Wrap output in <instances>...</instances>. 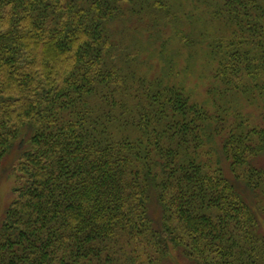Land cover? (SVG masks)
Returning <instances> with one entry per match:
<instances>
[{"label":"trees","instance_id":"1","mask_svg":"<svg viewBox=\"0 0 264 264\" xmlns=\"http://www.w3.org/2000/svg\"><path fill=\"white\" fill-rule=\"evenodd\" d=\"M263 159L264 0H0V264H264Z\"/></svg>","mask_w":264,"mask_h":264},{"label":"rangeland","instance_id":"2","mask_svg":"<svg viewBox=\"0 0 264 264\" xmlns=\"http://www.w3.org/2000/svg\"><path fill=\"white\" fill-rule=\"evenodd\" d=\"M185 51L184 55H180L178 59L176 60L175 65V70L176 74L175 77L179 80L182 81L188 88L192 90L194 93V97L198 99L201 103H205V105L208 106L207 103V85L209 83V77L205 74L206 71L208 70V65L206 64V61L204 57L200 54L199 50H194L195 54L192 56H189L188 59V54L191 52L193 54V51H187V49H182ZM152 62H153V67L154 69H160V66L163 61L158 55H153L152 57ZM205 147L207 152L215 158L221 156V152L219 151L220 149H216L214 145V142H212V145L210 144V140H207L205 143ZM215 151H214V149ZM15 154H11L8 158V164L12 165V161L14 160ZM223 160V159H222ZM264 162V159L261 160ZM223 165H225L227 173L229 175L230 172L227 168L226 161H223ZM18 184V179L16 176L12 177H5L2 178L0 181V222L2 221V217L4 215V210L8 203L12 200L13 195H12V189ZM172 259L174 264H188L185 259H183L181 256H177L176 252L172 253Z\"/></svg>","mask_w":264,"mask_h":264}]
</instances>
